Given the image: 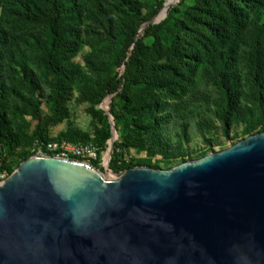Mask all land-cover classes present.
Wrapping results in <instances>:
<instances>
[{
  "label": "water",
  "instance_id": "95a60500",
  "mask_svg": "<svg viewBox=\"0 0 264 264\" xmlns=\"http://www.w3.org/2000/svg\"><path fill=\"white\" fill-rule=\"evenodd\" d=\"M0 264H264V132L114 175L30 157L0 183Z\"/></svg>",
  "mask_w": 264,
  "mask_h": 264
},
{
  "label": "trees",
  "instance_id": "16d2710c",
  "mask_svg": "<svg viewBox=\"0 0 264 264\" xmlns=\"http://www.w3.org/2000/svg\"><path fill=\"white\" fill-rule=\"evenodd\" d=\"M165 1L157 0L150 6L139 0L120 1L118 10L124 20L115 32L117 46L109 54L105 67L100 65L105 73L94 82L92 88L94 105L101 104L107 97L112 99L110 113L122 138L120 142L115 141L112 148L109 169L114 173L136 166L162 167L159 162L134 163L125 159L126 150L132 146L151 152L166 151L165 164L177 160L181 153L178 149H172L176 138L172 128L180 129L183 118L177 101L181 97L179 89L186 83L195 85L189 73L195 75L202 67L213 68L219 75L216 80L217 94L211 99L215 114L227 119L240 112L241 87L246 72L241 58L257 50L252 38L246 34L247 8L220 0L221 3L215 1V8L188 13L182 19L178 17L179 10L171 7L165 20L149 24L140 34L142 25L164 9ZM94 5L102 9L100 0H94ZM0 8L3 15L0 22V51L7 50L6 56L15 74L34 94H37L38 81L29 55L20 41L27 50L39 51L56 76L53 101L57 106L64 98L68 81L66 71L57 61L69 25L81 15V0H0ZM225 9L229 15L222 12ZM190 23L203 27V33H200L203 39L199 38L200 54L191 49L184 52L180 46L182 35L190 30ZM29 27L42 28L43 35L33 34V40L22 37ZM256 42L264 46L263 38L258 36ZM211 44L217 52L207 56L206 48ZM164 54L168 62H159L155 58ZM120 68H123V72L118 70ZM250 76L249 81L255 89L254 100L261 102L264 98V77L258 72H252ZM7 103L0 80V158L3 148L12 149L19 140L7 120ZM56 114L55 110L54 118ZM105 119L110 120L108 115ZM43 129L40 127L36 132L40 137L38 141L47 142L49 139L43 137ZM261 132L264 129L256 133ZM112 136V127L107 123V127L98 132V145L102 150ZM99 161H94L93 166L103 171L104 168L98 165ZM183 161L173 162L169 168ZM12 172L9 170L8 176Z\"/></svg>",
  "mask_w": 264,
  "mask_h": 264
},
{
  "label": "rangeland",
  "instance_id": "374dc122",
  "mask_svg": "<svg viewBox=\"0 0 264 264\" xmlns=\"http://www.w3.org/2000/svg\"><path fill=\"white\" fill-rule=\"evenodd\" d=\"M120 1L122 0H100L102 9H99L95 7L94 0H81V15L69 25L57 61L68 75L64 98L57 106L53 101L56 76L39 51L27 50L24 43L20 41L22 48L29 55L30 65L38 81L37 94H34L32 89L15 74L12 63L7 59V50L0 51L2 53L0 80L3 82L8 101L6 116L13 132L19 138L18 144L12 149L6 147L2 149L3 155L0 158L2 171H14L23 161L36 155L38 143L42 144L38 141L40 137L36 132L42 127L45 139L66 142L85 149L84 156H74L70 158L71 160L93 165V162L99 159L98 165L104 168L103 171L106 174H115L106 167L112 158V149L111 151L109 149L110 140L104 150L98 145V132L106 128L107 123L112 127L111 121L106 120L105 116L108 115L114 121L112 114L107 111L110 112L112 99L107 97L101 104L94 105L91 92L94 82L105 73L103 67L109 59V54L117 46L115 32L124 20L118 10ZM139 1L150 6L157 0ZM215 1L221 3L220 0H166V5L158 14L157 20H162L168 15L171 7L178 9V17L184 19L188 13H200L201 9L215 8ZM228 1L247 8L249 18L246 23V34L252 38L254 48L257 49L250 51L245 58L244 55L241 58L246 72L241 87L239 114L227 119L215 114L211 99L217 94L216 80L219 75L213 68L202 67L196 71L195 75L189 73L195 85L186 83L178 91L181 97L177 101L181 106L183 118L180 121V129L172 128V134L176 137L173 142L175 146L172 149H178L177 151L181 153L177 160H170V164H165L166 151L151 152L132 146L124 154L128 161L159 162L161 168H169L173 162L198 159L212 152L226 149L239 140L264 129V98L261 102L254 100L255 89L249 81L252 72H258L261 77H264V46L256 42L258 36L264 39V0ZM222 12L229 15L227 9ZM2 17L0 8V22ZM189 27L190 30L182 35L181 49L184 52L190 49L195 50L200 54L198 47L199 38L203 39L200 34L203 33V27H200L198 23H190ZM43 32L40 27H29L23 33L26 36L22 35V37L33 40V34L39 36L43 35ZM215 52L217 50L212 44L206 48L207 56ZM155 58L159 62L169 61L165 54ZM118 70L123 72V68ZM169 101L172 102L173 99L170 98ZM55 110L57 114L54 118ZM46 122L48 124H45ZM114 136L115 141H122L117 130ZM87 150L90 152L88 153ZM106 157L110 158L108 162ZM176 165L172 164L170 168Z\"/></svg>",
  "mask_w": 264,
  "mask_h": 264
},
{
  "label": "built area",
  "instance_id": "2783aa9c",
  "mask_svg": "<svg viewBox=\"0 0 264 264\" xmlns=\"http://www.w3.org/2000/svg\"><path fill=\"white\" fill-rule=\"evenodd\" d=\"M38 143L36 149V155H50L65 159H70L74 156H84L86 154L85 149L82 146L72 145L66 142H59L49 140L47 142H42L41 145ZM89 153L90 150H87ZM8 172L2 171L0 168V183L7 179Z\"/></svg>",
  "mask_w": 264,
  "mask_h": 264
},
{
  "label": "bare ground",
  "instance_id": "6f19581e",
  "mask_svg": "<svg viewBox=\"0 0 264 264\" xmlns=\"http://www.w3.org/2000/svg\"><path fill=\"white\" fill-rule=\"evenodd\" d=\"M106 161H108V158L106 157ZM107 175H109V174H107Z\"/></svg>",
  "mask_w": 264,
  "mask_h": 264
}]
</instances>
